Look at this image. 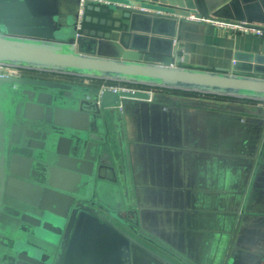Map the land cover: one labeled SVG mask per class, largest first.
<instances>
[{
	"label": "water",
	"instance_id": "1",
	"mask_svg": "<svg viewBox=\"0 0 264 264\" xmlns=\"http://www.w3.org/2000/svg\"><path fill=\"white\" fill-rule=\"evenodd\" d=\"M112 1L81 7L80 0H0V64L264 102V56L237 57L230 70L193 69L175 44L179 16L196 12L221 20L222 10L208 15L201 0ZM38 77L0 75V227L7 219L20 227L15 240L0 235V264H200L147 223L131 176L124 117L132 109L169 116L181 107L224 105ZM236 109L259 114L263 132V108ZM253 150L254 177L264 163V138ZM106 191L111 202L103 198ZM249 220L242 210L223 264L244 257L262 263L253 261L264 255V245H244ZM16 241L25 245L18 253Z\"/></svg>",
	"mask_w": 264,
	"mask_h": 264
},
{
	"label": "crops",
	"instance_id": "2",
	"mask_svg": "<svg viewBox=\"0 0 264 264\" xmlns=\"http://www.w3.org/2000/svg\"><path fill=\"white\" fill-rule=\"evenodd\" d=\"M201 1L208 15L222 10L221 20L264 29V0ZM175 44L193 69L230 70L237 57L264 56V37L185 20L179 24ZM172 96L214 102L201 95ZM222 104L223 110L181 107L169 116L132 109L124 117L131 176L147 223L182 245L200 264L226 261L242 210L251 219L244 245L254 249L264 245V163L253 177L255 163L248 157L256 147L258 151L264 130L258 125L259 114L236 109L253 112L263 107L257 102ZM148 139L159 144H146Z\"/></svg>",
	"mask_w": 264,
	"mask_h": 264
},
{
	"label": "built area",
	"instance_id": "3",
	"mask_svg": "<svg viewBox=\"0 0 264 264\" xmlns=\"http://www.w3.org/2000/svg\"><path fill=\"white\" fill-rule=\"evenodd\" d=\"M86 1L94 3V4H100L102 6L113 5L112 0H80L81 7ZM142 10L147 11L146 9H142ZM78 17H79V19H81V17H82V10L81 9L78 13ZM179 17L185 21L192 22V23H206V24H209V25H211V26H213V27H215L221 31H225V32L244 33V34L249 33V34H253L257 37H264V29H262L260 27L251 26V25L244 23V22L209 19L206 16L199 14V13H196V12H189L188 14L183 15V16H179ZM80 26H81V21L79 20L78 27L80 28ZM0 75H2V76H16V77H21V76L37 77L31 71L24 70L21 68L12 67L9 65H3V64H0ZM83 81L87 82L86 80H83ZM105 87L112 89V90H118L119 88H122L120 86H107V85L102 86V88H105ZM153 90L157 91L158 89H153ZM149 91H152V90H149ZM200 95L201 96H207V95L197 94V96H200ZM259 104L261 107L264 108V102H260Z\"/></svg>",
	"mask_w": 264,
	"mask_h": 264
},
{
	"label": "flooded vegetation",
	"instance_id": "4",
	"mask_svg": "<svg viewBox=\"0 0 264 264\" xmlns=\"http://www.w3.org/2000/svg\"><path fill=\"white\" fill-rule=\"evenodd\" d=\"M39 78V77H38ZM47 79H55V78H47ZM58 79H56V81H57ZM66 82H69V81H66ZM76 83H78V84H80V82H77V81H75ZM71 83H73V82H71ZM92 85H94V84H92ZM105 174V173H104ZM111 194L109 193V192H105L104 193V195H103V198L106 200V201H108V202H111ZM7 219V218H6ZM6 223H8L11 227H12V229H11V231L9 232V231H7L6 230V228H5V226L7 225ZM6 224V225H5ZM17 227V229L19 230L20 229V227H19V224L17 223V225L14 227V222L12 221V219H7V220H5L4 222H3V225L0 227V235H1V237H2V239L3 240H5V239H12V237H11V235H12V233H13V231L15 232V228ZM14 236H15V234H14ZM19 236H21V235H19ZM18 236V233H17V238L19 237ZM12 240H15V239H12ZM11 240V241H12ZM22 246H25L24 244H21V243H19V241H16V243H15V248L17 249V253L19 252V251H21V249H22ZM26 249L29 251V253H30V255H32V257H35V258H37V255H36V251L34 250V249H32V248H30V247H26ZM0 251H2V248H1V246H0ZM259 258V259H258ZM238 259V261H237V264H249V257H244L243 259L242 258H237ZM264 261V255L263 256H258L257 257V259L256 260H254L253 261V263H255V262H262L263 263V261ZM261 263V264H262Z\"/></svg>",
	"mask_w": 264,
	"mask_h": 264
},
{
	"label": "trees",
	"instance_id": "5",
	"mask_svg": "<svg viewBox=\"0 0 264 264\" xmlns=\"http://www.w3.org/2000/svg\"><path fill=\"white\" fill-rule=\"evenodd\" d=\"M35 76H48L47 74L44 73H39V72H34L31 71ZM79 79V78H76ZM92 83L94 85H107V86H122V87H128V88H137V89H143V90H153V88H149V87H143V86H134V85H129V84H125V83H115V82H100V81H92ZM156 89V88H154ZM158 90H160L159 88H157ZM163 91L165 93H172L175 95H183V96H195L197 95L196 93H192V92H185V91H179V90H160ZM206 97L209 98H213V99H218V100H222V101H228V102H240V103H254V101L251 100H246V99H236V98H229V97H220V96H212V95H207Z\"/></svg>",
	"mask_w": 264,
	"mask_h": 264
},
{
	"label": "rangeland",
	"instance_id": "6",
	"mask_svg": "<svg viewBox=\"0 0 264 264\" xmlns=\"http://www.w3.org/2000/svg\"><path fill=\"white\" fill-rule=\"evenodd\" d=\"M47 77L48 78H55V79L58 78L60 80H66V81H69V82H75V81H77V82H80V83L93 84L92 81L85 82V81H83V79H74V78H68V77H58V76H54V75H48ZM151 92L156 93V94H164V95H171V96L173 95L172 93H165V92L160 91V90H157V91L152 90ZM207 98H208L209 101H214V103H216L218 105H223L222 104L223 103L222 100L210 99L209 97H207Z\"/></svg>",
	"mask_w": 264,
	"mask_h": 264
}]
</instances>
